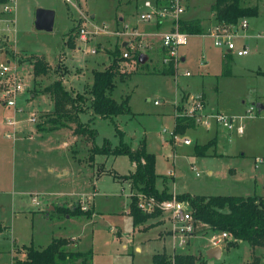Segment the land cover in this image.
Segmentation results:
<instances>
[{"label":"rangeland","instance_id":"rangeland-1","mask_svg":"<svg viewBox=\"0 0 264 264\" xmlns=\"http://www.w3.org/2000/svg\"><path fill=\"white\" fill-rule=\"evenodd\" d=\"M13 1L5 2L10 13L2 12L5 3H0V64L9 65L22 80L24 91L15 95V107H7L5 85L0 84V264H14L12 257L23 259L25 247L41 250L56 238L76 241L71 240L64 248L66 252L90 251L91 264H152L155 254L174 255L170 238L174 232L160 215L142 225H132L128 215L131 189L124 179L134 169L129 158L97 156L91 164L88 160L92 144L119 145L115 127L132 151L145 144L146 152L155 157L156 174L167 179L158 181L159 189L165 186L173 196H264V0H241L243 6L256 7L257 15L247 18L248 29L233 40L244 44L249 54L229 56V76H220L222 49L213 45L210 31L216 23L208 16L206 20L213 24H208L201 36H189L187 45L179 48L178 55L186 52L189 56L184 64L163 66L159 39L149 38L150 46L137 53L148 60L137 65L129 79L125 67L124 79L114 80L116 87L109 95L117 102L129 96L130 108L114 117L115 126L100 117L90 122L92 72L108 67L116 50L121 57L124 41L131 39L136 47L141 46L125 33L149 27L139 21L144 0ZM213 1L191 0L195 4L193 14H211ZM38 9L55 13L51 32L35 29ZM73 29V44L64 46L63 41L68 40L65 35ZM80 29L88 33L86 51L95 49V54L76 49ZM165 30L163 27L160 32ZM36 60L47 64L46 74L35 76ZM176 70L190 76H169ZM56 81L68 92L85 97V112L79 114V120L89 123L96 133L93 143L86 136L74 135L70 127L72 131L49 130L54 103L48 88ZM201 92L208 100L206 108L205 96L199 97ZM188 96L201 101L206 114L237 117L243 134L220 129L217 144H209L204 156H199L195 147L205 145L219 131L212 135L194 126L176 136L181 141L190 140V145L175 142V113L187 111ZM176 101L173 118L165 112ZM65 109L73 111L68 103ZM10 121L15 126L8 125ZM257 158L263 163H256ZM76 205L92 214L72 216L60 210ZM220 236L221 232L196 225L188 244L175 249L179 254L195 255L198 264H251L254 257L264 258V249H254L248 242L228 246L233 241L231 236L214 245L213 239L218 241ZM215 247L221 249L220 257L209 259L206 252ZM61 264L83 262L78 259Z\"/></svg>","mask_w":264,"mask_h":264},{"label":"trees","instance_id":"trees-1","mask_svg":"<svg viewBox=\"0 0 264 264\" xmlns=\"http://www.w3.org/2000/svg\"><path fill=\"white\" fill-rule=\"evenodd\" d=\"M214 20L218 24L232 25L236 24L242 18L255 17L257 15L256 7L243 6L241 0H215L213 5ZM75 29L65 35L68 37L64 41V46H71L72 40L70 35L73 34ZM179 30L188 34L189 36L203 35V29L200 21H181L179 23ZM65 40V39H64ZM139 54L137 53L131 60L123 61L118 56V51H115V56L111 64L102 71L92 72V85L90 87V103L88 108L94 117L108 119L115 126L114 117L129 112L128 106L129 96H126L120 103L116 102L109 95L116 87L114 80L124 79L125 70L127 67L128 75L131 76L132 70L137 65ZM44 63V64H43ZM35 61L34 74L40 76L47 73L48 66L45 62ZM170 65V64H169ZM225 73L229 72L226 64H223ZM173 73H169L172 75ZM162 75H168L162 73ZM48 93L53 97L54 110L51 116L50 123L51 129L68 128L70 123L75 125L74 135H83L94 140L96 133L90 129L89 123H82L79 120V114L85 112V97L79 93H70L62 87L60 81H56L48 88ZM65 103L71 105L73 108L72 113L65 109ZM94 118H91L90 122ZM72 124V125H73ZM73 125V126H74ZM39 127V125H38ZM194 127V121L190 118H176L174 121L172 134L184 135L186 129ZM40 128V127H39ZM44 131V129H39ZM115 131L120 138L119 145L112 147L109 142H104L102 147H97L92 144L88 160L94 161L95 156H127L131 163L134 164L132 173L126 175L124 179L129 182L131 195L129 202L128 215L132 219L133 227L142 225L148 218L156 215L143 214L137 208L136 194L146 196H153L158 200H168L172 198V194L168 193L165 186L159 189L158 181L167 180L165 177H159L155 172V157L153 154L147 153L145 144L143 143L137 151H132L131 148L122 140V134L115 127ZM216 139L210 140L205 145H198L195 147L199 156H204L206 149L213 145ZM180 201H186L192 208V216L196 225L205 226L209 231L227 233L232 237V242L228 246H235L238 242H248L255 248L264 249V198L259 196H199L182 194L176 195ZM60 208L65 214L72 216H90L92 213L89 211H82L79 205L69 209ZM72 241L69 238H56L41 250L33 247H25L24 258L17 259L13 257L14 264H61L67 261L82 259L83 264L90 263L92 260L91 252L74 253L66 252L65 247ZM198 264V257L191 254H176L172 258L166 256L164 253L155 254L152 256V264ZM251 264H264V258L261 260L254 257Z\"/></svg>","mask_w":264,"mask_h":264},{"label":"built area","instance_id":"built-area-1","mask_svg":"<svg viewBox=\"0 0 264 264\" xmlns=\"http://www.w3.org/2000/svg\"><path fill=\"white\" fill-rule=\"evenodd\" d=\"M69 2V0H64ZM188 0H144L142 3L143 11L139 14V21L145 24L166 25L167 30L161 34V45L166 52V57L163 59L164 65L175 64L178 65L179 56L178 50L187 45L189 35L179 30V23L185 13ZM12 3L13 0H0V3ZM3 5V11L10 13V7L7 4ZM247 18L240 19L236 24L223 25L216 23L210 31V36L213 38V45L216 48L222 49L223 52L243 57L249 54V49L244 45H237L233 40L237 37L239 32L248 29ZM103 30V29H102ZM107 33V31H100ZM125 33V32H123ZM88 33L84 29H80L78 33L79 48L78 51L83 54H95V49H88ZM125 35H137L130 33ZM129 49V51H128ZM124 52L121 54L123 61L131 60L136 54L135 48L132 44L128 43ZM185 76H190L189 72L184 73ZM0 84L4 86L3 100L4 105L7 107H15L14 97L18 93L24 91V84L20 78H17L12 73L9 65L0 64ZM2 90V91H3ZM189 98L185 101L188 106L187 111L183 115L175 113L176 118H190L194 121V126L203 127L206 131L211 130L213 127H218L227 132L236 135L243 134V126L238 124L237 117L225 115L222 113L206 114L201 101H193ZM158 105V102H154ZM174 106L177 103H173ZM8 125L15 126L14 122H8ZM173 135V140L178 144L190 145V140L183 139L182 141ZM256 163H263V159L257 158ZM137 208L146 215H160L164 221L170 224V229L174 232L170 237L173 240L174 255L179 254L175 247H181L188 244L187 240L195 231L196 222L192 216V208L186 201H180L176 196H172L168 200H158L153 196H146L136 194ZM35 202V200H33ZM86 210V208H83ZM227 233H221L218 241L213 239V244L217 245L222 239L228 238ZM173 255V256H174ZM171 256V258L173 257ZM173 264V260L170 261Z\"/></svg>","mask_w":264,"mask_h":264},{"label":"crops","instance_id":"crops-1","mask_svg":"<svg viewBox=\"0 0 264 264\" xmlns=\"http://www.w3.org/2000/svg\"><path fill=\"white\" fill-rule=\"evenodd\" d=\"M214 3H215V0L213 1ZM214 3H213V5H214ZM193 5V6H192ZM195 4H194V2H191V0L189 1H187V6H186V10H185V13H184V15H183V17H182V20L183 21H191V20H198V21H200V25H201V27H202V29H203V32H204V28L205 27H207V25L208 24H213V23H211L210 21H207L206 20V18H207V16L210 18V20H214V12H212L211 11V14H208V15H206V14H203V16H199L198 14H193L194 12L192 11V10H194V8H195V6H194ZM192 7V8H191ZM215 21V20H214ZM216 23V22H215ZM146 25H148L149 27L147 28V29H145L144 30V28L143 29H141L139 32L138 31H136V30H134V32L133 33H135V34H137V35H134V36H129L128 35V37H129V39L130 38H132V40L134 39H136V40H138V42L141 44V46H139L138 45V47H136L135 45H134V41H131V39L129 40V41H124L123 43H122V48H126V46H127V44L128 43H130V44H132V46L135 48V51H136V53H139V50L141 49V48H144V46L145 47H148V46H150L147 42H148V40H149V38H157L158 37V48H159V53H160V59L163 61V59L166 57V52H165V50L162 48V45H161V34L163 33V32H160V30L163 28V27H166V25H159V24H157V25H154V24H146ZM166 30H167V27H166ZM165 30V31H166ZM164 31V32H165ZM127 34H130V33H127ZM198 36H201V35H198ZM64 42V41H63ZM78 48H79V46L76 48L77 50H78ZM103 48V47H102ZM141 55V54H140ZM139 55V56H140ZM146 56V55H145ZM179 56V62H178V65L179 64H184L185 62H187V60H188V53H186V52H182V54H180V55H178ZM229 56H231V58H232V54H228V53H225L224 52V54H223V51H220V53H219V58H220V61H221V73H222V70H223V64H226V66H228L230 63H229V60H228V58H229ZM148 60V57L146 56V61ZM161 61V63L163 64V62ZM228 62V63H227ZM161 64V65H162ZM163 66H165L164 64H163ZM201 66H203V64L201 65ZM100 71H102V70H100ZM186 72V71H185ZM220 73V76H229V74L228 73H222L221 74ZM155 75V74H154ZM180 75H184V73H178V70H176L175 71V73H173L172 75H169V76H174V77H178V76H180ZM129 77L130 76H127V78L129 79ZM116 79H118V78H116ZM127 79V80H128ZM203 95L205 96V94H203V92H201V94H200V96L199 97H202L203 98ZM191 96H188L187 97V100L190 98ZM112 98V97H111ZM192 98V97H191ZM198 98V97H197ZM205 99H206V103H205V108H206V106H207V104H208V100H207V97L205 96ZM117 102V101H116ZM120 102V101H119ZM118 102V103H119ZM178 101H176L175 103H177ZM174 103V102H173ZM173 103H171V104H169V106H168V110L165 112V114H167L168 116H172L173 117V108H174V105H173ZM92 118H95L93 115H92ZM174 118V117H173ZM70 128H72V130L74 131V128H75V126H73V125H71L70 124V126H69ZM67 128L66 130H68V129H70V128ZM71 130V129H70ZM71 130V131H72ZM209 131H211L212 132V135H214L216 132H218L219 131V133L216 135H214L213 137H211V140L213 139V138H215L216 139V143H215V145L217 144V142H218V135H220L221 133H220V128H218V127H213L211 130H209ZM75 139H76V136H75ZM74 158V157H73ZM97 158V156H95V158H94V160H95V162H96V159ZM92 162H90V164H91ZM133 164V163H132ZM133 167H134V164H133ZM134 170V169H133ZM133 172V171H132ZM168 176L169 177H171L172 179L174 178L173 177V174L171 173V172H169L168 173ZM127 183H128V185H129V182L128 181H126ZM174 182V181H173ZM129 187H130V185H129ZM169 187V186H168ZM132 192V191H131ZM132 194V193H131ZM254 195H256V196H259V197H263L264 198V196H262V195H257V194H253V195H250V196H254ZM242 197H248V196H242ZM62 206V205H61ZM69 207V206H68ZM71 240H73V239H71ZM74 241V243L76 242L75 240H73ZM46 247V246H45ZM44 249V248H43ZM136 251H139V249L137 248L136 249ZM220 251H221V249H220ZM13 257H15V256H13ZM12 257V258H13ZM21 257L22 258H24V253H22L21 254Z\"/></svg>","mask_w":264,"mask_h":264},{"label":"water","instance_id":"water-1","mask_svg":"<svg viewBox=\"0 0 264 264\" xmlns=\"http://www.w3.org/2000/svg\"><path fill=\"white\" fill-rule=\"evenodd\" d=\"M54 17H55V13L53 11L47 9H38L35 13V21H34L35 29L38 31L51 32L54 26ZM145 61H146V56L140 55L138 59L139 64L142 65ZM220 254L221 251L219 247L209 249L206 252V256L209 259H218L220 257Z\"/></svg>","mask_w":264,"mask_h":264}]
</instances>
